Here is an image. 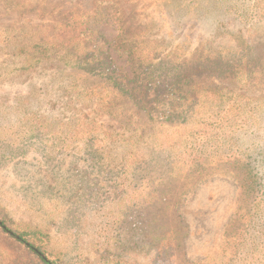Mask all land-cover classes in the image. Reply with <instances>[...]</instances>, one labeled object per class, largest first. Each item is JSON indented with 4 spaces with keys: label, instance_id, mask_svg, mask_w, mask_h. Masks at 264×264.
Segmentation results:
<instances>
[{
    "label": "rangeland",
    "instance_id": "1",
    "mask_svg": "<svg viewBox=\"0 0 264 264\" xmlns=\"http://www.w3.org/2000/svg\"><path fill=\"white\" fill-rule=\"evenodd\" d=\"M82 16L91 21L92 42L86 44H105L123 66L125 58L111 45L121 16L148 40L150 55L171 53L180 62L228 58L236 55L241 40L246 41L249 57L257 63L248 81L238 83L213 73L192 77L193 84L222 90L237 104H249L248 109L240 110L242 116L233 128H206L200 123L198 130L194 122L197 135L164 122L137 131L131 124L136 117L121 119L91 111L78 101V92L94 86V76L56 61L27 66L19 50L28 44L52 43L59 19ZM242 93L245 97L236 95ZM250 98L264 101V0H0V216L19 229L41 232L62 264H153L154 251L147 243L140 242L139 251L125 253L118 239L129 228L125 217H131L134 205L142 200L138 190L147 192L168 183L183 191L176 206H167L169 212L176 207L188 225L187 260L264 264V207L257 223L258 216L245 231L237 229L233 224L241 210L238 175L218 162L210 168L214 142L222 152L249 154L264 148V105L252 116ZM218 113L225 115L218 108L206 115ZM94 120L103 127L98 129ZM79 124L94 130L88 133ZM169 135L179 142L171 166H165L161 150ZM124 138L130 142H122ZM192 141L190 148L187 143ZM128 145L138 159H161L156 167L145 169V160L124 158ZM101 147H105L103 159L89 152L101 154ZM201 149H206L201 161L186 156ZM201 164L209 168L203 170ZM142 170L144 178L137 176ZM198 171L206 174L200 179L192 176L182 187V176ZM159 206H152L150 213L156 216ZM3 243L0 238V264H6L8 255Z\"/></svg>",
    "mask_w": 264,
    "mask_h": 264
},
{
    "label": "trees",
    "instance_id": "2",
    "mask_svg": "<svg viewBox=\"0 0 264 264\" xmlns=\"http://www.w3.org/2000/svg\"><path fill=\"white\" fill-rule=\"evenodd\" d=\"M57 26L59 28L54 32L52 43L41 42L19 48L21 54H24L23 62L27 66L40 64L45 66L56 61L94 76L97 79L94 85L97 90H94L92 86L78 92L81 95L78 101L82 100L91 111H101L121 119L128 115L136 117L131 124L137 131L147 124L152 126L157 122H164L170 126H183L194 135H197L192 127L194 122L198 130L201 128L200 123L206 128L214 126L220 129L233 128L238 118L242 116L238 115L240 110L248 109L249 104H237L222 94V90L202 87L199 83L193 84L195 79L192 77L194 74L213 73L214 76L238 83L248 81L257 63L252 59L253 57H249L250 46L246 41L241 40L238 50L234 52L236 55L228 58L220 55L211 60L207 59L206 63L180 62L171 53L167 57L150 55L152 53L146 44L149 43L148 40H143L121 16L117 19V35L111 45L125 58L126 63L123 66L117 63L105 44H86L92 42L89 19H83V16L75 20L59 19ZM236 95L245 97L243 93ZM202 97L206 99H201ZM256 99H247L250 104L253 103L252 116L256 108L264 105V101L255 103ZM211 108H218L220 112H225V115L218 113V115L207 116L206 113ZM84 115L87 114L84 113ZM94 124L98 129L99 126L103 127L98 121ZM79 126L88 133L94 130L91 125L79 124ZM211 134L210 131V136ZM134 135L137 137L136 133ZM88 136H90L89 143L93 144L92 135L88 134ZM210 138L214 139L212 136ZM138 139H141V136ZM165 140L161 153L164 154L163 161L166 162L164 165L171 166L173 150L179 141L171 135ZM202 140L207 142L204 138ZM121 141L130 142L129 138L121 139ZM193 141L187 143L191 145L190 148H193ZM131 142L135 143L134 140ZM214 146L216 149H211L214 154L210 168H213V163L218 162L227 165L238 175L241 210L233 226L237 225V229L245 231L252 226L254 218L262 212L261 208L264 207V148L261 151L255 150L246 154L241 151H219L218 142H214ZM129 148L130 145L126 153L129 155H125L124 158L130 159V162L139 161L140 163L145 160L144 163L147 164L145 169L150 165L156 167L161 159L152 156H142V159H138L133 152L134 147ZM205 150L201 149L198 154L186 153V156H194L195 160L201 161ZM89 152H94V156L103 159L105 147H101V154L97 150H89ZM201 165L203 170L209 168L207 164ZM143 171L145 170L140 171L137 176L144 178L146 175ZM205 174L206 172L198 171L195 175H183L182 187L192 176L200 179ZM174 182L177 183L179 180ZM174 190L176 189L169 187L168 183L153 188L149 190L150 192L138 190L141 192L142 200L134 205L131 217H125L129 228L126 235L118 239L123 252L137 251L139 243L145 242L149 245V249L154 251L153 264L167 259H175L176 264H193L184 254L188 225L176 207L172 208V212L168 211V206H176V202L181 200L183 194V191L180 192L179 189L176 191L180 195L178 192L174 194L172 193ZM156 203L160 206L155 216L153 212L150 213V210ZM261 215L262 213L257 217L256 223L262 217ZM0 238L4 239L3 244L8 252L6 264H62L60 259L50 251L45 236L41 232L19 229L10 219L1 216Z\"/></svg>",
    "mask_w": 264,
    "mask_h": 264
}]
</instances>
